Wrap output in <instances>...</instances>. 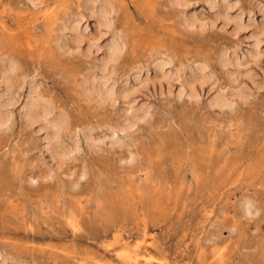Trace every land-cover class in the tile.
I'll list each match as a JSON object with an SVG mask.
<instances>
[{
    "label": "rangeland",
    "instance_id": "374dc122",
    "mask_svg": "<svg viewBox=\"0 0 264 264\" xmlns=\"http://www.w3.org/2000/svg\"><path fill=\"white\" fill-rule=\"evenodd\" d=\"M263 2L0 0L1 264H264Z\"/></svg>",
    "mask_w": 264,
    "mask_h": 264
},
{
    "label": "bare ground",
    "instance_id": "6f19581e",
    "mask_svg": "<svg viewBox=\"0 0 264 264\" xmlns=\"http://www.w3.org/2000/svg\"><path fill=\"white\" fill-rule=\"evenodd\" d=\"M92 1H93V0H92ZM175 2H177V0H175ZM185 2H186V1H185ZM212 2H214V1H212ZM223 2H225V1H223ZM103 3L105 4V2H103ZM181 3L183 4L184 1L181 2ZM210 3H211V2H210ZM263 3H264V2H263ZM104 4H102V5H104ZM106 4H107V3H106ZM106 4H105V5H106ZM109 4H110V3H109ZM213 4H214V3H213ZM262 5H264V4H262ZM211 6H212V5H211ZM97 7L100 8L99 6H97ZM101 7L103 8V6H101ZM108 7H109V6H108ZM111 7H112V6H111V4H110V8H109V10L111 9ZM221 7H222V6H221ZM261 7H262L261 9L259 8L260 10L264 9V8H263L264 6H261ZM102 8H100V11H102V12H103L102 14H104L105 12H104L103 10H104L105 8H104L103 10H101ZM225 8H226V7H225ZM97 10H99V9L96 8L95 11H97ZM227 10H228V8H227ZM95 11H94V12H95ZM108 12H109V11H108ZM108 12H107V13H108ZM217 12H218V11H217ZM263 12H264V10H263ZM92 13H93V12H92ZM98 14H100V13H98ZM71 15H72V14H71ZM218 15H219V17H220V14H218ZM218 15H217V16H218ZM62 16H63V15H62ZM97 16H98V15H97ZM100 16H102V15H100ZM100 16H99V17H100ZM236 16H237V15H236ZM194 17H195V16H194ZM221 17H222V16H221ZM224 17H226V16L224 15ZM224 17H222V18L224 19ZM230 17H231V16H229V18H230ZM108 18H109V17H108ZM187 18H188V16H187ZM195 18H196V17H195ZM195 18H194V19H195ZM263 18H264V17H263ZM194 19H193V20H194ZM232 19H233V18H232ZM240 19H241V18H240ZM56 20H57V19H56ZM79 20H80V19H79ZM102 20H103V19H102ZM102 20H101V21H102ZM104 20H105V17H104ZM106 20H107V19H106ZM193 20H192V19L190 20V21H192V25H193V22H194ZM225 20H227V18H226ZM99 21H100V20H99ZM101 21H100V22H101ZM196 21H197V20H196ZM199 22H200V21H199ZM199 22H198V23H199ZM102 23H104V21H103ZM105 23H106V21H105ZM105 23H104V24H105ZM189 23H190V22H189ZM194 23H195V22H194ZM208 23H209V22H208ZM106 24H108V20H107V23H106ZM236 25H237V24H236ZM65 27H66V26H65ZM73 27L75 28L74 25H73ZM234 27H236V26H234ZM74 28H72V29L74 30ZM108 28H109V27H108ZM263 28H264V27H263ZM239 29H240V28H239ZM262 30H263V29H262ZM75 32H76L77 34L75 33L74 35H79V36H81L80 33H78L79 30H76ZM262 32L264 33V31H262ZM72 33H73V32H72ZM258 33L260 34V31H259ZM263 33H262V34H263ZM259 34H257V35H259ZM114 35H115V34H114ZM111 36H112V33H111ZM116 36H117V35H116ZM116 36H115L114 38H113V36H112V38H113V39H116V38H117ZM74 37H75V36H74ZM74 37H73V38H74ZM75 38H76V37H75ZM75 38H74V41H75ZM81 38H82V37H81ZM81 38H80V39H81ZM112 38H110V39H112ZM254 38H255V36H254ZM110 39H109V40H110ZM76 40H77V39H76ZM109 40H108V42H110V43H109V44L107 43V46H109V47H108V49L105 48V49H107V53L104 52V55H103V56H105V53H106L107 56L102 57V58H106V59H105V60H104V59L102 60V59L100 58V59L102 60V61H100L101 65H102L103 63H104V65H105V63H106L107 61H109V60H110V61L113 60V58L116 57V55H117L116 52L118 51V53H119V51H120V50H118V49H119V46H118V44H117L118 42L116 43V42H115L116 40H114V41H112V40L109 41ZM79 41H81V40H79ZM79 41H78V42H79ZM120 41H121V40H120ZM88 43H89V42H88ZM92 44H93V43H92ZM92 44H91V46H92ZM95 44H96V43H95ZM256 45H257V46H256V50H257V48H259V47H258V44H256ZM105 46H106V45H105ZM254 46H255V43H254ZM96 47H97V46H96ZM254 49H255V48H254ZM258 50H259V49H258ZM104 51H105V50H104ZM251 53H252V52H250V54H251ZM225 58H226V55H225ZM225 58L223 57V59H225ZM114 60H115V59H114ZM114 60H113V61H114ZM225 60H226V62H227V59H225ZM104 61H105V62H104ZM110 61H109V62H110ZM237 61H238V60H237ZM237 61H236V62H237ZM169 62H170V60H169ZM228 62H229V61H228ZM14 63H15V62H14ZM159 63H161V62H159ZM237 63H238V62H237ZM237 63H236V64H237ZM107 64H109V63H107ZM107 64H106V65H107ZM104 65H103L104 68L108 67V66L105 67ZM155 65H156V63H155ZM155 65H154V66H155ZM157 65H158V63H157ZM97 66H98V65H97ZM161 66H162V65H161ZM15 67H16V66H15ZM103 67H101V69H100L101 71H102V68H103ZM156 67H157V66H156ZM104 68H103V71H104ZM142 69H143V68H142ZM105 71H106V69H105ZM16 72H17V71H16ZM8 73H9V72H8ZM11 73H12V72H11ZM192 73H193V72H192ZM102 74H103V73H102ZM96 75H97V74H96ZM11 76H12V75H11ZM13 76H14V75H13ZM105 76H106V75H105ZM137 76H138V75H137ZM179 76H180V75H179ZM179 76H178V77H179ZM102 77H103V76H102ZM134 77H136V76H134ZM146 77H147V76H146ZM181 77H182V76H181ZM99 78H100V77H99ZM104 78H105V77H104ZM106 78H107V77H106ZM106 78H105V79H106ZM132 78H133V77H132ZM189 78H190V77H189ZM195 78H197V77H193V76H192L189 80L192 82V81H195ZM200 78H201V76H200ZM8 79H9V78H8ZM95 79H96V78H95ZM100 79H101V78H100ZM134 79H135V78H134ZM137 79H138V78H137ZM179 79H180V77H179ZM181 79H182V78H181ZM204 79H205V78H204ZM93 80H94V79H93ZM93 80H92V81H93ZM108 80H109V79H106V80H104L105 82H101V81H100L99 83H98V82H95L97 85H95L94 82H93V83H92V82H89L90 84H92V85L90 86V87H92V90H94V91L96 92V95L102 97V99H103V98H106V99L110 98V99H111V97L113 96V93H115V92L118 91L117 89H114L115 91L112 89L111 86L113 85V83H112V85L110 84L111 82L109 83L111 86H110L109 84H106V83H107L106 81H108ZM143 80H144V79H143ZM5 81H6V80H5ZM97 81H98V80H97ZM185 81H186V80H185ZM20 82H21V81H20ZM22 82H23V81H22ZM108 82H109V81H108ZM10 83H11V82H10ZM33 83H35V82H32V84H33ZM38 83H39V82H38ZM125 83H127V82H125ZM125 83H124V84H125ZM184 83H185L186 85L188 84L187 81L184 82ZM4 84H5V83H4ZM18 84H19V83H18ZM21 84H22V83H21ZM21 84H19L18 86L20 87ZM32 84H31V85H32ZM35 84H36V83H35ZM90 84H89V85H90ZM116 84H117V83H116ZM124 84H123V86H124ZM7 85H8V84L6 83L5 86L7 87ZM36 85H37V84H36ZM38 85H39V84H38ZM108 85H109V86H108ZM114 85H115V84H114ZM114 85H113V87H115ZM125 85H126V84H125ZM15 86H16V85H15ZM121 86H122V85H121ZM121 86H120V88H122ZM9 87H10V86L8 85V89H10ZM19 87H18V88H19ZM32 87H33V86H32ZM117 87H118V85H117ZM125 87H126V86H125ZM129 87H130V86H129ZM132 87L134 88V86L132 85V86L130 87V90H131ZM135 87H136V86H135ZM16 88H17V86H16ZM33 88H34V87H33ZM36 88H37V87H36ZM115 88H116V87H115ZM185 88H187V87H185ZM5 89H7V88H5ZM8 89H7V91H8ZM125 89H127V88H125ZM134 89H135V88H134ZM134 89H133V90H134ZM179 89L181 90V87H180ZM179 89H178V90H179ZM12 90H13V88H12ZM30 90H33V89L31 88ZM38 90H39V89H38ZM38 90H37V92L33 90V91L35 92V96H36V97L33 96V97H35V98H34L35 100H34L33 97H32V93H33V91H30V92H29V93L31 94L30 97H32V101L30 102V98H29V101H28V102H30V103H28V104H29V110L26 109V112H27V110H28V112H29L28 117L31 116V119L34 118V122H36L35 119H36L37 121H38V120H41V121L43 122V126H44V125L47 126V124L51 122V121L49 122L48 119L51 118V115H50L51 112H50V111L52 110V108H51V109L49 108V106H50V103H48L49 101H47L46 103L44 102V101L46 100V98L44 97V98H45V100H44V98L39 94L40 92H38ZM90 90H91V88H90ZM116 90H117V91H116ZM120 90H121V89H120ZM120 90H119V91H120ZM128 90H129V89H128ZM128 90H127V92H128ZM194 90H195V89H194V87H193V83H190V84H189V93L192 94L193 97L195 96V92H194ZM7 91H6V94H4V95H7V96H6L7 98L4 97V95H1V96L4 97V99H5V98L8 99V98L10 97V96H9L10 94L13 96L12 93H9V95H8V92H7ZM14 91H15V90H14ZM113 91H114V92H113ZM182 91H184L183 88H182ZM10 92H12V91H10ZM15 92H16V91H15ZM31 92H32V93H31ZM121 92H122V93H121ZM121 92H120V94H119V92H117V93H118L119 95H121V96H125V95H127V94H126V93H127L126 90H125V91H121ZM123 92H124V93L126 92L125 95H123V94H124ZM117 93H115V94H117ZM178 93H179V92H178ZM180 93H182V92H180ZM15 94H16V93H15ZM41 94H42V93H41ZM115 94H114V95H115ZM1 96H0V97H1ZM189 96H191V95H189ZM220 98H221V96H219V97L217 98L218 103H219V101H223V100L220 99ZM4 99H3V100H4ZM10 99H12V98H10ZM38 99H39L41 102H39ZM42 99H43V101H42ZM47 99H48V98H47ZM99 99H100V98H99ZM224 99H225V98H224ZM36 100H37V101H36ZM48 100H49V99H48ZM5 101H7V100H4V104H5ZM214 101H215V100H214ZM212 102H213V101H212ZM2 103H3V102H2ZM0 104H1V103H0ZM7 104H8V103H7ZM48 104H49V105H48ZM51 104H53V103H51ZM214 104H216V102H214ZM227 104H228V103L226 102V105H227ZM222 105H223V104H222ZM229 105H230V104H229ZM229 105H228V106H229ZM5 106H6V105H5ZM51 106H52V105H51ZM2 108H3V106H2ZM27 108H28V106H27ZM53 109H54V108H53ZM149 109H150V108H149ZM1 110H2V109H1ZM3 110H5V109H3ZM60 111H61V110H59L57 113H55V114H57V115H55L56 117H55V116H52L53 118H54V117H55V118L52 119V123H51L50 127L47 126V127H49V129H51V130L48 129V131H50V132L52 131V132H51V136H52L53 141H50V143H52V142H53V144H54V143H56V144L58 143V144H57L58 147H56L57 145H55V144H54V145L51 144L52 147L54 146V148H53L54 151L52 150V148L50 149V151H51V152L53 151L54 155H56L55 150L57 151V148H59V149L61 148V146L59 145V142H61L60 140H62V138H59L60 140L58 139V137H59V129L62 128L63 125L65 126V124H66V123H65V122H66L65 120H67V119H65V118H66L65 115L62 114V113H64V112L61 111V112H62V113H61ZM148 111H149V110H148ZM0 113H1V111H0ZM3 113H4V112H3ZM3 113H2V114H3ZM49 113H50V114H49ZM26 114H27V113H26ZM48 114L50 115V116H49L50 118H48ZM4 115H5V114H4ZM1 116H2V115H1ZM4 117H6V116H4ZM132 117H133V116H132ZM132 117H130V118H132ZM1 118H2V117H0V119H1ZM6 118H7V119L2 118L0 122L3 123V121H2L3 119H4V120H8V119H9L8 116H7ZM133 118H135V117H133ZM133 118H132V119H133ZM29 119H30V118H29ZM125 120H126V119H125ZM41 121H40V122H41ZM5 122H6V121H5ZM42 122H41V123H42ZM125 122H126V121H125ZM131 122H132V121H131ZM64 123H65V124H64ZM119 123H123V121H122V122L119 121ZM128 123H129V121H128ZM0 124H1V123H0ZM5 124H6V123H5ZM39 124H40V123H39ZM116 124H118V123H116ZM124 124H126V123H124ZM124 124H123V125H124ZM3 125H4V123H3ZM48 125H49V124H48ZM132 125H134V124L132 123ZM40 126H41V124H40ZM113 126H114V128H115V126H117V125H113ZM119 126H120V124H119ZM119 126H118V127H119ZM128 126H129V124H128ZM128 126L126 125V126H123V127L125 128V127H128ZM3 127H4V126H3ZM120 127H121V126H120ZM120 127H119V128H120ZM129 127H131V123H130V126H129ZM129 127H128V130H129ZM41 128H42V126H41ZM64 128H65V127H64ZM64 128H63V129H64ZM109 128H110L109 130L113 131V130L111 129V127H109ZM112 128H113V127H112ZM42 129H43V128H42ZM116 129L118 130V128H116ZM120 129H121V128H120ZM125 129H126V128H125ZM125 129H124V130H125ZM45 130H46V129H45ZM117 130H116V131H117ZM63 131H64V130H63ZM82 131H83V130H82ZM84 131H85V130H84ZM111 131H109V132H111ZM75 132H76V131H75ZM88 132H90V131H87V134H88ZM118 132L120 133L119 130H118ZM121 132H122V129H121ZM124 132H125V131H124ZM45 133H47V132H45ZM103 133H104V132H103ZM103 133H102V134H103ZM113 133H115V132L113 131ZM113 133H112V134H113ZM127 133H128V132H127ZM67 134H68V133H67ZM87 134H86V135H87ZM112 134L110 133V135H112ZM75 135H77V134L75 133ZM82 135H83V134H82ZM113 135H114V134H113ZM113 135H112V136H113ZM47 136H49L50 139H51L50 134H48V135L45 134V137H47ZM83 136H84V135H83ZM114 136H115V135H114ZM125 136H126V135H125ZM49 137H47L46 139H48ZM62 137H63V136H62ZM73 137H74V136H73ZM90 137H91V136H90ZM102 137H103V136H102ZM106 137H107V136H106ZM71 138H72V136H71ZM94 138H95V136H94ZM94 138H93V137H92V138H88V137H87L88 140H86V139H85V140L89 142L90 139L93 140ZM97 138H99L98 135H97L96 139H97ZM100 138H101V137H100ZM108 138H109V136H108ZM50 139H49V140H50ZM57 139H58V140H57ZM68 139H70L69 136H68ZM74 139H75V138H74ZM101 139H102V138H101ZM101 139H100V140L98 139V140L101 141ZM76 140H77V139H76ZM98 140H97V141H98ZM66 141H67V137H66ZM94 141H95V140H93V142H94ZM62 142H63V140H62ZM74 142H75V141H74ZM74 142H72V144L75 145ZM91 142H92V141H90V144H91V145H92V144H93V145L95 144V143H93V142L91 143ZM48 143H49V141H48ZM48 143H47V149H49V148L51 147V145H49V148H48ZM50 143H49V144H50ZM63 143H64V142H63ZM68 143H70V145H71V142H68ZM60 144H61V143H60ZM64 144H65V146L62 144L63 147H62L61 149L65 151V150H66L65 147H66V144H67V143H64ZM74 145H73V146H74ZM96 145H97V144H96ZM59 146H60V147H59ZM73 146H72V147H73ZM76 146H77V145H76ZM76 146L73 147V149H76ZM67 147H68V146H67ZM67 147H66V148H67ZM68 148H69V147H68ZM61 149H60V151H61ZM68 150H69V149H68ZM58 151H59V150H58ZM64 151H62V152H64ZM72 151H74V150H72V148H71V152H72ZM51 152H50V153H51ZM68 152L70 153V151H68ZM65 153H66V152H65ZM57 154H59V155H63V153H62V154H61V153H57ZM82 177H83V176H82ZM245 202H247V201H245ZM249 203H250V202H249ZM243 204H245V203H243ZM247 205H250V204H248V202H247V203L245 204V209H246V210H249V207H248ZM243 206H244V205H243ZM251 206H252V204H251ZM251 206H250V207H251ZM249 212H250V211H249ZM247 213H248V212H247ZM121 246H122V245H121ZM117 257H118V256H117ZM121 257H122V256H121ZM11 258H12V257H11ZM3 260H4V259H3ZM4 261H5V260H4ZM4 261L2 262V264H5ZM7 261H8V260H7ZM11 261H12V260H11ZM9 262H10V261H9ZM9 262H8V264H9ZM135 262H136V261H135ZM6 263H7V262H6ZM15 263H17V262H15ZM18 263L20 264V262H18ZM0 264H1V262H0ZM11 264H12V263H11Z\"/></svg>",
    "mask_w": 264,
    "mask_h": 264
}]
</instances>
